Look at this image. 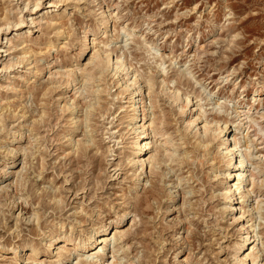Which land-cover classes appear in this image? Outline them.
I'll use <instances>...</instances> for the list:
<instances>
[{"label": "rangeland", "instance_id": "rangeland-1", "mask_svg": "<svg viewBox=\"0 0 264 264\" xmlns=\"http://www.w3.org/2000/svg\"><path fill=\"white\" fill-rule=\"evenodd\" d=\"M33 1L0 0V186H18L20 195L17 203L10 198L12 192L0 200L3 206L0 207V245H19L21 262H27L28 247L33 245L37 249L35 259L38 262L30 264H54L57 246L44 253L52 235L70 229L91 231L119 219L124 213H130L127 216L130 220L137 214L132 201L124 204L125 198L130 196L127 192L129 181L126 169L119 167L118 153L123 152L128 137L120 125L128 113V105L123 97H115L121 85L117 82L118 77H107L112 87L108 93L110 96L107 95L104 101L107 115L95 116L89 123L99 149L97 155L94 158L93 151L79 163L76 161V147L68 140L80 138L82 126L72 133L73 121L67 110L74 99H79L78 94L74 95L71 88L64 86L43 98L35 99L30 94L35 91L34 85L47 81L51 68L83 67L91 55V42L85 51L86 60L82 58L77 62L80 40L85 29L89 31L88 38H93L92 31L103 22L101 7L116 9L117 15L108 20L105 33L98 36L99 42L110 44L117 55L124 53L130 70L140 78L154 77V91L160 90L162 83L176 91L178 102L175 104L170 105L163 96L160 98L161 115L166 121L165 133H168L165 137L170 141L168 147L176 150V155H181L184 149L188 153L193 151L190 147L194 140L190 136L191 144L183 145L184 141L179 140L189 112L182 114L178 106L187 96L194 116H200L202 111L205 114L201 121L220 116L223 122H228L231 141L235 139L241 146L248 142L249 150L242 147L239 157L244 159L243 155L252 154L251 162L264 178V160H260L264 157L261 132L264 130V87L253 99L255 90L264 85V0H41L36 9ZM44 12H48L45 19L39 18L41 21L32 25L31 19L36 20ZM45 20H52L54 26L49 28ZM17 21L21 22L19 27L14 26ZM128 34L131 36L127 37ZM22 41L23 45L12 48ZM22 57L21 64H16ZM162 68L165 72H161ZM182 69L189 76L184 77ZM114 83L116 87H113ZM207 94H215V100L220 102L218 114L211 110ZM238 107L251 110L250 117L255 124L251 123L248 133L240 130L234 112ZM121 134L123 144L118 146L119 150L113 147L116 150L114 156H101L108 147L113 149L114 137ZM149 141L153 144L152 137ZM219 150L218 141H214L207 153L202 152L200 156L191 153L183 163H168L173 174L163 177L165 185H162L161 199L165 206H172L169 190L173 185L175 188L171 192H176L180 185L183 188L190 185L197 193L191 203L202 216L198 223L207 234L204 243L208 255L206 262L235 264L234 247L239 237L229 217L219 213L220 206L213 209L220 204L217 196L222 189L224 171L225 156ZM23 158L26 164L23 173L26 174L17 179L16 172L21 168ZM12 164L14 166L10 169ZM168 166L163 167L165 175ZM5 170L6 175L3 174ZM176 176L182 179L178 188ZM152 179L157 183L159 177L154 174ZM137 187L138 194L142 195L140 184ZM253 192L264 202V186L255 185ZM212 196L214 198L210 201ZM23 199L38 214L39 225L33 221L31 210L22 209L20 203ZM248 204H243L246 213L243 220L252 224L257 236L245 255L253 246L254 252L264 251V203H261L259 212L251 211L246 207ZM156 216L154 212L145 220L154 225L148 233L156 232L155 228L161 229L165 225L164 219L168 222L176 214L164 215L162 211ZM135 218L138 223L141 217ZM162 234L164 239H157L156 264H175L174 254L178 253L175 245L181 232L173 226ZM134 245L135 242L130 249ZM170 247L173 248L167 253ZM97 251L89 253L92 258L87 261L90 264L96 261ZM75 254L70 252L60 264H75ZM124 261L121 259V263ZM0 264H12V261L0 258ZM247 264H251V260Z\"/></svg>", "mask_w": 264, "mask_h": 264}, {"label": "bare ground", "instance_id": "bare-ground-1", "mask_svg": "<svg viewBox=\"0 0 264 264\" xmlns=\"http://www.w3.org/2000/svg\"><path fill=\"white\" fill-rule=\"evenodd\" d=\"M40 1L41 0L33 1L35 9L38 8ZM66 1L69 0H61L60 2ZM98 6L100 7L99 4ZM106 8L107 7L104 9H102V7L100 8V15L102 16L103 22L92 31L93 38L91 40L88 38V30L85 29L83 32L80 40L81 48L78 53L79 61L77 62H80L82 58L86 60L84 57L85 51L89 48V42H91V55L90 57L88 56L89 58L86 60L83 67H78L76 65L75 68L72 69L63 67L51 68L47 73V81L44 83L38 82V85H34L33 88L35 91L30 94L35 99L43 98L47 93H54L62 86L71 88L74 95L78 94L77 98L79 99H74L72 105H70L69 102L70 106H67V110L73 121L74 127L72 133H75L79 130L80 126H82L80 138H71L72 140H68L74 148L76 147V161L79 163L82 158L87 157L88 154L93 151L95 152L94 158L97 155L99 149L92 137L93 130L89 123L95 116L104 117L107 115L104 101L112 88L108 84L109 81L107 77L109 75L118 77L117 82H120L121 85L115 97H123V99L126 100L125 104L128 105V113H126L127 115L124 117L123 122L120 123V125L123 126L122 130L128 137L125 143L126 146L122 148L125 151L123 150V152L120 151L118 153L120 162L119 167L126 169V179L129 181L127 192L130 196L129 199L125 198L124 204L128 205L132 201L134 213L137 214L132 216L130 220V218L127 219L130 213H124L119 219L93 228L91 231L81 230L80 232H75L70 229L69 232L54 234L50 237L44 253L50 251V248L53 246H57V260L54 264H60L63 259L69 257L68 255H70L72 251L76 253L74 258L75 264H90V261H87L89 258H92L89 253L95 250L98 251L96 257H94L96 259V261H93L94 264H156L157 258L155 253L159 245L157 239L162 241V239H164L162 233L176 226L177 230L181 232V236L179 235L180 237L177 238L179 241L175 245L178 253H173L175 264H208V262H206L208 255L204 250L207 234L198 223V220L202 218V216L198 214V211L194 208L195 205L191 203V201L196 198L197 193L190 185L187 186V188H183V185H180L182 179L177 176L176 180H178L179 183L176 188H178L179 185L181 187L178 190L176 189V192H171L175 188L173 185L172 189L169 190V201L172 206H165L163 204L161 193L163 190L162 185H165L163 177L171 173L173 174V168L169 167L167 165L168 163H183L185 159L188 160V155L191 153H195L196 156H200L202 152L207 153L212 142L218 141L219 151L223 152L225 160L221 183L222 189L219 194L217 193L220 204L214 206L213 209H217L218 206H220L219 213L226 215V218L229 217L230 224L235 228V232L239 237V241L234 247L235 264H247L249 260H251V264H264V251H260L259 249L257 252H254L255 247L253 246L249 254L245 255L244 253L248 250V246L254 242L253 238L257 236V234L254 233L252 224L249 225V221L243 220V216L246 214L243 204L248 202L249 204L246 205V207L254 212V210H261V203H264L262 201L263 199L261 200L259 198L260 196L253 192L255 185L260 187L264 186V178L260 176L261 171L258 170L257 167L254 168V163L251 162L252 154L250 155L247 153L248 155H243L244 159H240L239 157L238 152L242 147H244V150H249L247 146L248 142L247 144L244 142L243 146H241L237 140L234 139L231 141L228 137L231 133L229 132L230 127L227 124L228 122H223L220 116H215L211 120L204 118L203 121H201V118L205 114L204 111L201 112L200 116H194L192 110L189 108L191 102L190 98L186 96L184 101H182L180 105L178 104L182 114L189 112L188 119H186V121L184 120L185 125L182 130L183 133L179 134V140L184 141L183 145L191 144L188 140L190 136V138L194 140V143L191 144L192 147H190L193 148V151L188 153L187 149H184L185 151L182 152L181 155H176V150H171L168 147L170 141L165 137L168 133H165L166 121L161 115L162 107L160 105L161 96H163L170 105L178 102L175 97L176 91L170 90L166 85L164 86L163 83L160 90H158L159 92L154 91V77L145 76L140 78V76L130 70L131 67L126 63L125 55L122 51V54L119 53L117 55L110 47V44L99 42L98 36L105 33L104 30L106 29L108 20L112 18V16L117 15L116 9ZM47 13L48 12H44L40 14L36 20L31 19V24L36 25L39 23L41 21L39 18H44L45 15H48ZM45 21L49 28L54 26L52 20ZM20 24L21 22L17 21L14 26L19 27ZM37 26H39V24ZM130 36L131 34L127 35V37ZM23 41L18 45H13L12 48L17 49L24 44ZM153 50H156V48H153ZM23 59L24 57L20 58L16 64H21L20 60ZM56 61L57 60H55V62ZM182 71L184 77L189 76L185 69H182ZM161 72H165L163 68ZM138 78H140V80L142 79V82ZM21 80L23 82L25 81L24 78ZM112 85L116 87L115 83ZM263 87L264 85L260 89L255 90L253 99L259 95ZM11 90L13 91L14 89L12 88ZM207 98L210 102L209 105L212 106L211 110L218 114L220 102L215 100L216 95L207 94ZM234 112L240 123V130H242V133H248L251 128V123L255 124V121L250 117V108L246 107L245 109H241L238 107L234 109ZM78 113H82V116H77ZM41 115L43 116V112ZM199 121L201 122L199 123ZM200 124L202 126H200ZM261 132L264 136V130ZM123 134L119 135V137H114L116 140H114V144L111 148L116 146L117 150H119L120 147L118 146L123 144ZM151 137L153 144L149 141ZM221 139H224V141H221ZM115 152L116 150H114V148L110 149L108 147L105 152L101 153V156L107 154V157H112ZM180 158H182V161H179ZM262 159L264 160V157H261L260 160ZM111 160L113 159H110V161ZM24 161L25 158L22 160L21 168L16 172L17 175L15 174L17 179H20L22 174H26L23 173L26 167ZM176 161L178 162L176 163ZM13 164H15V162H13ZM13 164L10 169L13 168ZM166 166L169 168L166 169L167 173L165 175L163 167ZM115 170L119 169H114V171ZM6 173L5 170L3 174L6 175ZM154 174L159 177L157 183L152 179ZM21 180L23 179L21 178ZM139 184L143 191L142 195H139L137 192V186ZM17 187L14 188V185L13 187L1 185L0 200L12 192L10 198L13 199V203H17L20 200ZM123 195L125 196V192ZM47 197L50 198L49 195H47ZM213 198L212 196L210 201H212ZM20 205L24 210H31L29 208V202H27L26 199H23ZM0 207H3L1 201ZM31 211V216L34 217L33 221L36 222V225H39L38 214L33 212L35 210ZM162 211L164 215L175 213L176 216L168 222L164 219L165 225L162 226L161 229L155 228L156 232L148 233L150 229L154 228V225L145 220L154 212L157 215L156 217H158ZM136 216L141 217L138 223H135ZM128 222L130 225H128ZM203 224L205 225V222ZM133 228H135L134 231H132ZM110 232H112V236H109ZM134 242L135 245L130 249ZM19 247V245H0V258L10 259L12 264H30L31 262H38V260L35 259L37 256V249L33 245L28 247L29 257L27 262H21L22 259H20L19 256L21 253L18 250ZM171 248L173 247L167 249V253H170ZM119 251H122L123 257H120L122 255H119ZM257 253L261 254L257 255ZM178 255H180V257H178ZM259 257L260 259L257 260ZM121 259H125V261L121 263Z\"/></svg>", "mask_w": 264, "mask_h": 264}]
</instances>
